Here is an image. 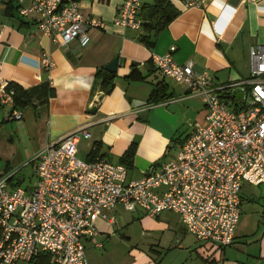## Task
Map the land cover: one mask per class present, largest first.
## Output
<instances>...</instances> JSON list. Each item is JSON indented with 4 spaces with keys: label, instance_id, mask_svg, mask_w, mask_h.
Returning a JSON list of instances; mask_svg holds the SVG:
<instances>
[{
    "label": "crops",
    "instance_id": "0c3cea01",
    "mask_svg": "<svg viewBox=\"0 0 264 264\" xmlns=\"http://www.w3.org/2000/svg\"><path fill=\"white\" fill-rule=\"evenodd\" d=\"M76 1L83 14L103 26L91 30L84 45L70 42L62 48L36 28L35 16L17 14L15 0H0V94L2 82L28 87L47 79L54 95L45 104L19 110L22 117L15 120L18 133L37 138L36 154L45 144L81 130L89 136L81 134L76 147L80 139L87 148L92 140H100V151L111 163H119L127 145L135 142L127 179H137L148 165L163 161L170 138L176 137L179 143L190 131L181 128L192 110H199L192 126L205 114L198 96L160 75L152 54L174 46L171 56L175 63L190 60L194 73L206 70L214 83L221 84L248 77V50L264 44V0H197L190 6L185 0H167L172 19L149 32L113 22L121 0ZM155 18L152 21H158ZM141 34H149L150 47L138 41ZM43 53L53 63L48 70L40 66ZM113 58H117L113 87L103 93L94 73ZM155 78L166 83L167 95L148 102L150 81ZM92 104L96 109L88 113ZM10 107L0 103L3 118ZM251 185L240 188V213L227 246L195 240L174 212L149 216L139 208L129 211L115 204L110 220L95 222L93 239L99 246L88 238L82 240V245L91 247L87 264H264V183L255 188ZM134 221L145 223L140 231L142 243L132 241V234L126 231L128 222Z\"/></svg>",
    "mask_w": 264,
    "mask_h": 264
},
{
    "label": "built area",
    "instance_id": "2783aa9c",
    "mask_svg": "<svg viewBox=\"0 0 264 264\" xmlns=\"http://www.w3.org/2000/svg\"><path fill=\"white\" fill-rule=\"evenodd\" d=\"M15 1L17 14L35 16L36 28L62 48L70 42L84 45L90 31L103 26L83 14L76 0ZM140 6V0H121L113 22L139 29ZM173 49L152 54L156 69L198 96L205 108L202 121L191 127L175 157L127 179L121 163L77 157V139L81 134L88 137L87 132L72 131L45 144L32 158V184L21 187L13 183L12 173H0V264L28 263L45 254L50 264H87L82 240L99 246L93 239L95 222L110 220L115 204L129 211L139 208L149 216L171 211L195 240L217 247L232 242L240 188L244 182L264 183V44L248 50V77L221 84L206 70L194 73L190 60L175 63ZM52 64L43 53L41 68L48 70ZM0 103L12 104L3 87ZM21 117L17 109L4 112L9 120Z\"/></svg>",
    "mask_w": 264,
    "mask_h": 264
},
{
    "label": "trees",
    "instance_id": "16d2710c",
    "mask_svg": "<svg viewBox=\"0 0 264 264\" xmlns=\"http://www.w3.org/2000/svg\"><path fill=\"white\" fill-rule=\"evenodd\" d=\"M168 2L167 0H153L150 4H142L139 10V17L141 19L140 28L144 31L149 32L154 29L164 26L170 19H172L174 13H167ZM155 15H158L156 18L158 21H152L155 18ZM143 18V19H142ZM155 18V19H156ZM138 41L144 44L146 47H150L152 45V39L149 34H141L138 37ZM114 77V72H107L103 68L96 69L94 73V80H96L99 84L100 90L103 93H108L112 87V81ZM129 77V75H128ZM3 90L5 92L10 93L12 104L9 110L17 109L21 110V108L25 106H29L31 108H35L37 105L45 104L49 97L54 95V89L50 86L47 79H43L39 81L37 84L22 87L16 82L8 81L5 82L3 86ZM166 83L162 78H155L153 81H150V90L148 93L147 101L148 102H157L166 98ZM176 137H172L169 140V143L166 145V150L176 142ZM183 140V139H182ZM181 140V141H182ZM178 143V145L181 143ZM136 143L130 142L127 147L124 149L122 154L119 157V163L123 164L125 168H129L132 165V159L134 155ZM101 142L100 140H92L87 148V151L84 155L85 160H90L95 156L104 157V153L100 151ZM106 158V157H104ZM107 159V158H106ZM157 163V162H155ZM13 175V174H12ZM11 175V179H12ZM18 184V182H14ZM34 261L31 262L34 264H50L49 255H39L36 256Z\"/></svg>",
    "mask_w": 264,
    "mask_h": 264
},
{
    "label": "rangeland",
    "instance_id": "374dc122",
    "mask_svg": "<svg viewBox=\"0 0 264 264\" xmlns=\"http://www.w3.org/2000/svg\"><path fill=\"white\" fill-rule=\"evenodd\" d=\"M198 112L199 110L194 109L189 113V115H187L184 125L181 128L182 130H184V128L186 130H190L193 124L192 121L197 118ZM17 127L18 122L15 120H5L2 117V111L0 110V172L5 171V174L12 173V181L18 182L19 186L24 187L32 184L35 179L33 169L36 161L32 160V158L35 154V147L38 145V142L35 136H24L21 133L19 134L16 130ZM177 143L178 142H174L167 149L163 157V161H167L175 157L178 148ZM86 151V141L80 139L77 145V157L83 159ZM243 185L244 187H252V185L248 182H245ZM253 188H255V186ZM122 212L127 213L128 211ZM169 215L171 217L175 216L173 213H169ZM127 226L126 231L132 234V241H139V243L144 242V237L140 235V231L145 228L144 222H141V224L138 221L128 222ZM124 246H120L123 253L125 251ZM83 248L86 259L90 258L91 247L89 248L85 243H83Z\"/></svg>",
    "mask_w": 264,
    "mask_h": 264
},
{
    "label": "water",
    "instance_id": "95a60500",
    "mask_svg": "<svg viewBox=\"0 0 264 264\" xmlns=\"http://www.w3.org/2000/svg\"><path fill=\"white\" fill-rule=\"evenodd\" d=\"M117 65V58H113L112 60L108 61L106 64L103 65V69L107 72H114ZM239 93L235 94V97H239ZM95 105L92 104L87 108L88 113H94L95 111Z\"/></svg>",
    "mask_w": 264,
    "mask_h": 264
}]
</instances>
